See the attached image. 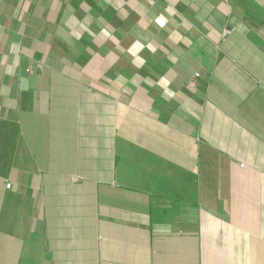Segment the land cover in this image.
<instances>
[{
	"label": "crops",
	"instance_id": "obj_1",
	"mask_svg": "<svg viewBox=\"0 0 264 264\" xmlns=\"http://www.w3.org/2000/svg\"><path fill=\"white\" fill-rule=\"evenodd\" d=\"M0 264H264V0H0Z\"/></svg>",
	"mask_w": 264,
	"mask_h": 264
},
{
	"label": "built area",
	"instance_id": "obj_2",
	"mask_svg": "<svg viewBox=\"0 0 264 264\" xmlns=\"http://www.w3.org/2000/svg\"><path fill=\"white\" fill-rule=\"evenodd\" d=\"M233 28L231 27H225L223 30H222V35H226V34H229L230 32H232ZM190 84L193 85V82L190 81ZM6 187H10V184H6Z\"/></svg>",
	"mask_w": 264,
	"mask_h": 264
},
{
	"label": "clouds",
	"instance_id": "obj_3",
	"mask_svg": "<svg viewBox=\"0 0 264 264\" xmlns=\"http://www.w3.org/2000/svg\"><path fill=\"white\" fill-rule=\"evenodd\" d=\"M130 51H131V49H130ZM132 54L135 55V52H133ZM165 83H167V81H165Z\"/></svg>",
	"mask_w": 264,
	"mask_h": 264
}]
</instances>
